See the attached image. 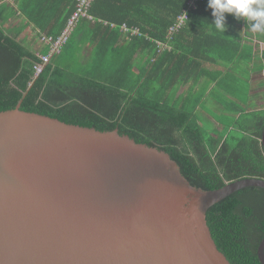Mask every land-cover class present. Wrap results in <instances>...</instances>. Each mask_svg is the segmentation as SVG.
<instances>
[{
	"label": "trees",
	"instance_id": "trees-1",
	"mask_svg": "<svg viewBox=\"0 0 264 264\" xmlns=\"http://www.w3.org/2000/svg\"><path fill=\"white\" fill-rule=\"evenodd\" d=\"M207 4L93 0L92 19L79 18L36 75L38 55L10 35L5 21L19 15L40 35L56 38L74 1L0 0V111L21 101V110L67 124L117 129L168 153L188 182L204 190L246 177L264 179V106H248L237 92L240 71L249 72L255 39L263 41L258 70L264 73V35L231 14H225V32L217 31ZM180 14L187 18L177 29ZM201 109H218L211 130L200 120ZM206 221L231 264H261L263 188L233 192L207 209Z\"/></svg>",
	"mask_w": 264,
	"mask_h": 264
},
{
	"label": "water",
	"instance_id": "water-1",
	"mask_svg": "<svg viewBox=\"0 0 264 264\" xmlns=\"http://www.w3.org/2000/svg\"><path fill=\"white\" fill-rule=\"evenodd\" d=\"M20 103L0 111V264H231L207 209L264 179L197 188L165 151Z\"/></svg>",
	"mask_w": 264,
	"mask_h": 264
},
{
	"label": "crops",
	"instance_id": "crops-1",
	"mask_svg": "<svg viewBox=\"0 0 264 264\" xmlns=\"http://www.w3.org/2000/svg\"><path fill=\"white\" fill-rule=\"evenodd\" d=\"M5 1L11 5H16V0ZM4 27L9 30L8 32L10 33V35H18V38L22 42V44L31 52L38 55V57L39 55L48 53L49 45L41 41V35L38 30L32 24L27 23L26 20L21 16L16 15L15 17L9 18L7 21H5ZM244 39L245 41H248L250 38L246 35ZM255 40L263 44L262 40ZM252 46L253 57L252 62L249 65L250 68L247 80L251 85V93L253 98L250 99V102L252 101L253 103H255L254 100L256 98V95L262 94L264 92V73L263 71L258 70V66L261 65L260 55L262 45L260 50L256 49L255 42L252 43ZM263 98L264 97H261V99Z\"/></svg>",
	"mask_w": 264,
	"mask_h": 264
},
{
	"label": "clouds",
	"instance_id": "clouds-1",
	"mask_svg": "<svg viewBox=\"0 0 264 264\" xmlns=\"http://www.w3.org/2000/svg\"><path fill=\"white\" fill-rule=\"evenodd\" d=\"M207 6L212 10V24L217 31L225 32V14H231L236 19L243 18L253 32L264 35V0H208Z\"/></svg>",
	"mask_w": 264,
	"mask_h": 264
},
{
	"label": "built area",
	"instance_id": "built-area-1",
	"mask_svg": "<svg viewBox=\"0 0 264 264\" xmlns=\"http://www.w3.org/2000/svg\"><path fill=\"white\" fill-rule=\"evenodd\" d=\"M74 1V10L70 14L67 24L63 31L60 33V35L56 38H53L52 36L49 35H41L40 39L42 42L46 43L49 45V51L48 53L44 55H39V62H35L33 64V70L34 73L37 75L40 73L46 63L49 62L50 57L53 53H57L61 46L66 42L70 31L72 30V27L75 25L76 21L81 18H87V19H92L91 15L88 12V9L90 7V4L93 0H73ZM196 0H189L190 4H193ZM186 15L185 14H180L177 17V20L174 24V28H180L186 21ZM124 28V31H127V27L122 26ZM130 33L135 34L136 31L134 29L130 30Z\"/></svg>",
	"mask_w": 264,
	"mask_h": 264
},
{
	"label": "rangeland",
	"instance_id": "rangeland-1",
	"mask_svg": "<svg viewBox=\"0 0 264 264\" xmlns=\"http://www.w3.org/2000/svg\"><path fill=\"white\" fill-rule=\"evenodd\" d=\"M261 45L262 44L260 42L255 41L256 49L260 50ZM243 67L244 66L240 65L241 69ZM247 75L248 74L244 73L243 71H240V76H239V79L237 82V92L239 93L241 98L247 99L248 106L251 104H252V106H257V107L264 106V98L261 99V97H264V92L262 94L256 95V98L254 100L255 103H253L252 101L250 102V99H253V98H252V93H251V85H250L249 81L246 79ZM217 112H218V109H216V110L213 109V111L201 109L199 111V117H200V120H201L205 129L211 130V128L213 127V120L211 118L213 116H216Z\"/></svg>",
	"mask_w": 264,
	"mask_h": 264
}]
</instances>
